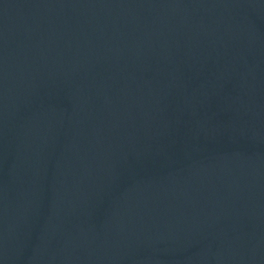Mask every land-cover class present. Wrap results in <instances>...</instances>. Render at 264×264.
<instances>
[{"label": "water", "instance_id": "1", "mask_svg": "<svg viewBox=\"0 0 264 264\" xmlns=\"http://www.w3.org/2000/svg\"><path fill=\"white\" fill-rule=\"evenodd\" d=\"M0 264H264V0H0Z\"/></svg>", "mask_w": 264, "mask_h": 264}]
</instances>
